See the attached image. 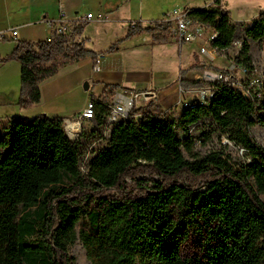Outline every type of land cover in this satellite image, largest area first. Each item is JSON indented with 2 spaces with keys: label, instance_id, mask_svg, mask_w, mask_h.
Segmentation results:
<instances>
[{
  "label": "trees",
  "instance_id": "1",
  "mask_svg": "<svg viewBox=\"0 0 264 264\" xmlns=\"http://www.w3.org/2000/svg\"><path fill=\"white\" fill-rule=\"evenodd\" d=\"M187 11L215 35L211 48L218 54L231 49L236 26L219 0ZM86 25L53 31L47 40L16 42L0 58L20 65V107L38 104L40 83L59 68L91 58L95 69L97 56L119 50L123 39L100 53L87 49ZM141 32L153 45L169 38L168 25L160 21L135 23L125 38ZM245 36L254 42L264 37V12ZM249 50L243 41L232 71L196 61L180 69L182 90L213 89L204 103L186 105L177 123L161 117L160 106L148 99L133 104L104 136L108 106L119 89L105 86L88 130L100 128L97 141L105 146L93 153L87 130L70 139L62 117L11 118L0 134V264H73L69 249L77 241L88 264H264V149L247 134L255 125L264 129V85L250 99L226 83L212 86L195 77L209 68L233 77L240 67L252 72ZM203 120L233 133L227 140L251 160H233L226 146L197 153L189 130ZM86 137L89 158L82 171L87 152L80 151V142ZM192 229L203 234V252L184 257L182 245Z\"/></svg>",
  "mask_w": 264,
  "mask_h": 264
},
{
  "label": "rangeland",
  "instance_id": "2",
  "mask_svg": "<svg viewBox=\"0 0 264 264\" xmlns=\"http://www.w3.org/2000/svg\"><path fill=\"white\" fill-rule=\"evenodd\" d=\"M88 3H86L88 10L90 13L95 14L94 18L89 20V27L83 30V37L89 38V40L86 41L85 47L90 50H105L110 44L117 43L119 40H121L119 47L118 56L120 58H123L125 61V64L131 63L132 61H136L137 59H140L141 56H144V53H148V59L146 62L142 63L139 62V64L144 67L149 72L150 79H147V81H143L141 78L137 79V84L133 86L135 89H148V91H151L150 93L154 94V96L157 98L156 101L161 105L162 108L167 109L165 112L161 111L162 113L160 116H164L171 121L177 123L178 118L180 116V113L184 109L186 105H188L193 99H200L201 101L204 100V95L202 94H190V99L185 102L181 103L180 105H176L171 107L172 103H165L161 104L159 101V95L164 92H168V101L172 98L173 92L176 83V76L178 74L179 69V63L178 60L181 57L177 50H175L176 44L170 40H168V47L169 54L165 57L159 58L158 53H150L149 49H151L150 42H149V36L144 33H137L135 36L125 38V35L127 34V31L130 27H133L135 23H140V26L145 27L144 22L146 25L152 24L153 22L161 21L164 15L169 12V8L161 9L153 0H147L144 3L141 2L142 5L140 7L144 8V17L141 19L139 17V6L136 2L133 4L125 5V3L122 1L118 3L119 11L117 12V19L111 20L109 19L111 16V13H108L107 15H98L96 13V7L98 6L95 1L88 0ZM220 5L222 8L226 10L228 13L231 22L236 26V33H235V39L233 42V45L231 49L224 53L218 54V61L216 64L212 65L217 67L218 69H226L231 70L234 68V57L237 55V53L240 50L241 43L243 41H246L249 44L250 50L249 54L251 56V61L254 67L253 73L250 75V79H259L262 85H264V37L259 42H254L250 39H247L245 36V31L250 28L257 18L258 14L260 12H264V0H219ZM213 4V3H212ZM172 10V9H171ZM159 15V19H156V16ZM112 22V23H110ZM143 22V23H142ZM85 32V33H84ZM203 36L206 37V33H203ZM125 38V39H124ZM187 45V44H186ZM191 45V44H190ZM204 45V43L202 44ZM153 46V45H152ZM207 49H209L208 46H206ZM187 50V49H186ZM185 50H183L184 52ZM183 54V53H182ZM151 58V59H150ZM143 59V58H142ZM144 60V59H143ZM11 60L10 62L12 63ZM18 63L17 61H14ZM78 63V62H76ZM204 63V62H203ZM19 64V63H18ZM129 65V64H128ZM127 65V66H128ZM130 68H139L137 65ZM162 68H166L163 74L161 75ZM141 69V68H139ZM136 71V70H135ZM205 71H214V69H207ZM138 72V71H136ZM204 72V71H203ZM202 72V73H203ZM201 72L198 73V76H201ZM82 77V69L78 67L75 63L68 64L64 67H61L58 69L56 75L53 77L44 80L40 83V87L44 86V89H50L52 87H55L56 85H62L63 82L67 84H72L73 81L77 82L78 88L76 90L70 91L68 96L70 97L71 101L73 103H79V100L81 97L85 96L86 103L89 99H91V95L94 96L92 93L94 92L93 88H90L88 90H84L85 83L90 84L91 86V80H83L80 81V78ZM234 77L236 82H245L246 77H243L241 73L237 70L236 73H234ZM132 86V85H131ZM9 89H15V91H18V100L16 101V109H19V98H20V81H19V75L15 78V83L13 81H8L7 84H0V88H7ZM96 89V87H95ZM137 92L133 90H129V92ZM9 96H5L4 94H0V100L5 99L8 103L7 105L9 107H13V100L14 96L13 93L7 92ZM170 95V96H169ZM116 96H114L111 99V102L109 103L108 108L114 106V100ZM137 105L141 106L145 103L141 102V97H137ZM155 103L156 101L153 100ZM85 103V105H86ZM157 104V103H156ZM2 108V105L0 104V109ZM169 108V109H168ZM164 109V110H165ZM8 111V118L9 120L11 118L15 117H22L25 119H32L39 115H44L43 113H36L37 115H32L28 112H22L17 113L16 111H13V108L7 109ZM3 112V111H0ZM34 112V110H33ZM38 112V111H37ZM40 112V111H39ZM5 114L0 115V126L3 122V120L6 118L4 117ZM46 116V115H45ZM91 121H94L93 119ZM66 124H64V129L66 133L68 134L69 138L74 140V136H70V132L68 131V127H66ZM88 123L87 121H84L81 124L80 129L82 131H85L87 129L93 128L94 124ZM100 128L96 129L92 132H86L88 137L89 145L93 147V152L103 149L105 146V141H97L99 136H101ZM190 133L192 137L196 140L195 144V151L199 154H205L212 151H219L223 149L224 146H226L225 151L226 154H228L233 160L237 162H249L251 160L250 155L243 153L240 154L239 149L233 142H230L227 140V136H231V132H225L221 129L217 128L213 124L210 123L209 120H203L199 122L197 125L190 128ZM248 136L250 139L254 141L258 146H260L262 149H264V129H262L259 125H255L251 127L248 132ZM204 135H207V138L204 137ZM227 135V136H226ZM86 140V141H85ZM83 144L80 142V151L84 152V143H87V137L82 141ZM88 148L85 149V154L87 152ZM3 154V151L0 150V156ZM262 201H264V196H261ZM83 224H78V229L82 227ZM203 234L202 232H197L196 230H190V234L188 235L187 240L182 245V255L184 257H199L203 252ZM69 256L73 258V264H88V261L85 256V251L80 244L79 241H77L73 246L69 249Z\"/></svg>",
  "mask_w": 264,
  "mask_h": 264
},
{
  "label": "crops",
  "instance_id": "3",
  "mask_svg": "<svg viewBox=\"0 0 264 264\" xmlns=\"http://www.w3.org/2000/svg\"><path fill=\"white\" fill-rule=\"evenodd\" d=\"M88 0H0V33H5L7 35V39L0 41V58H5L12 52L16 42L19 41H42L47 40L53 31H55L57 24L56 22L59 20L60 15H63V20L66 23L64 25L66 30H69L75 23L77 22H86V29L89 27V20H85L87 14H92L88 10L86 6ZM97 3L96 13L98 15H107L111 13V17L109 19H117V12L119 11L118 3L124 2L125 5L133 4L136 2L139 6L140 14L139 17L143 19V15L145 14L144 8L140 7L141 2L144 3L147 0H92ZM161 9L169 8H181V9H202L210 6L216 0H153ZM261 13V12H260ZM95 14H92L94 18ZM156 19H159V15L156 16ZM47 21L55 23L52 27H49ZM112 23V22H110ZM143 23V22H142ZM144 26H147L144 22ZM16 29L17 35L15 39L10 38V31ZM211 32L210 30H208ZM85 33V32H84ZM84 35V34H83ZM82 35V38H84ZM169 38L176 44L175 50L181 55L178 60L179 69L178 74L175 80V87L172 90L173 95L172 98L168 101V92L161 93L159 95V101L161 104L172 103L171 107L180 105L181 103H185L190 99V91L182 90L178 84V75L180 69L189 68L194 61L209 65L204 57L199 53V49L201 47V43H195L191 45L179 44L175 41V39L168 33ZM89 40V38H87ZM150 42V39H149ZM113 44V43H112ZM111 45V44H110ZM109 45V46H110ZM150 42L151 49L149 52L158 53L159 58L165 57L169 54L168 41L165 44H156L153 45ZM108 46V47H109ZM107 47V48H108ZM106 48V49H107ZM88 49V48H87ZM105 49V50H106ZM187 49V50H186ZM183 50H185L183 52ZM95 53H100L102 50H92ZM104 51V50H103ZM118 52L97 56V62L95 69H92V60L91 58H86L78 63H75L78 67L82 69V77L80 81L83 80H91V86L88 84V89L93 88L94 94L91 95V99L98 101L101 97L105 86L107 85H117L119 87L118 90L114 92V96H116L114 102L122 101L124 104L128 103L130 100L141 95H148V99H152L156 101V97L154 94L150 93L148 89L139 88L138 90L133 88L137 84V79L141 78L143 81H147L150 79L149 72L145 69V66L142 67L139 62H146L148 59V53H144V56L136 61H132L131 63L125 64L123 58L118 56ZM183 53V54H182ZM144 60H143V59ZM196 58V59H195ZM151 59V58H150ZM204 62V63H203ZM137 65V67L141 68H130ZM163 70L160 72L161 75L165 71L166 68H162ZM138 72H136V71ZM200 73V72H198ZM198 73H195V77L198 76ZM202 73V72H201ZM19 75L20 81V65L14 61L12 63L10 61L1 62L0 63V84H7L8 81H13L15 83L16 76ZM132 85V86H131ZM96 87V89H95ZM136 87V86H135ZM78 88L77 82L73 81L72 84H67L63 82L62 85H56L50 89H44V86L40 87V102L35 105H31L26 108L19 107L17 110L15 105L18 100V91L15 89L0 88V94H4L5 96H9L6 94L7 92L13 93V107H9L5 99L0 100V104L2 108L0 109V115H4L6 117L1 126H0V134L4 133V129L7 128L9 123L8 111L7 109L13 108V111L17 113L28 112L32 115H37L43 113L48 117H62L64 119V124L69 122L78 121L81 113L85 109L86 100L85 96L81 97L79 103H73L68 96L70 91L76 90ZM87 89V90H88ZM129 90L137 91L132 92ZM170 96V95H169ZM147 98L142 100L141 102H146ZM138 101V100H137ZM156 103L160 106V104L156 101ZM136 106L137 102L135 103ZM163 106V105H161ZM160 106V107H161ZM164 107V106H163ZM162 111L165 112L167 109L162 108ZM165 109V110H164ZM169 109V108H168ZM34 110V112H33ZM38 111V112H37ZM40 111V112H39ZM181 114V113H180ZM88 123H92L93 121H87ZM89 130V129H87ZM68 135V134H67Z\"/></svg>",
  "mask_w": 264,
  "mask_h": 264
},
{
  "label": "built area",
  "instance_id": "4",
  "mask_svg": "<svg viewBox=\"0 0 264 264\" xmlns=\"http://www.w3.org/2000/svg\"><path fill=\"white\" fill-rule=\"evenodd\" d=\"M129 1V0H126ZM188 11L187 9H179L175 8L167 12L162 20L160 22L166 23L168 25V33L175 39V41L179 44H195L200 42L201 47L199 49V53L204 57L209 65H214L218 61V52L211 48L210 41L215 38V35L212 33V31L207 28L206 26L200 24V23H194L192 20L189 19ZM92 14H87L84 18L85 20L92 19ZM47 24L49 27H52L55 23L47 21ZM57 27L55 31L57 33H63L65 32L64 25L66 24L63 20V15H60L59 20L56 22ZM134 26V25H133ZM210 30L211 32H209ZM10 38L15 39L17 32L16 29L11 30L10 32ZM203 33H206V37L203 36ZM50 38V37H49ZM48 38V39H49ZM7 39V35L5 33H0V41H3ZM204 43V45H202ZM209 49H207V47ZM233 69L229 70L232 71ZM254 70V69H253ZM238 71L241 73L243 77H246L245 82H236L235 78L233 76L224 75L222 71L216 70V71H204L199 79L203 80L204 82L215 85L216 83H226L230 87L234 88L237 91H240L245 97L252 99L253 93L257 94V97H259V91H261L262 83L259 79H250V75L252 72L247 71L245 68L240 67L238 68ZM212 88L208 89H202V90H189V94H202L204 95V100L201 101L200 99H193L197 100L200 103H204L207 99L212 97ZM142 100L148 99V95H141L140 96ZM136 98V97H135ZM133 98L128 103L124 104L122 101H116L114 102V106L110 107L108 110L107 115L104 119L103 124V131L104 136H108L111 127L117 123L119 120L127 118L128 112L133 104L137 102ZM95 110H96V101L93 99H89L86 103V107L81 113L78 121L75 122H69L66 124V127L70 126H76L79 125V128L81 127V124L84 121H91L94 120L95 117ZM67 131V129H66ZM82 133V130L80 129L79 132L76 130H72V134L70 136H74V139H77ZM92 148V147H91ZM240 151V154L242 155L244 150L241 148H238ZM89 152L84 156L83 161L81 162L80 169L83 171L85 167V163L88 160Z\"/></svg>",
  "mask_w": 264,
  "mask_h": 264
},
{
  "label": "bare ground",
  "instance_id": "5",
  "mask_svg": "<svg viewBox=\"0 0 264 264\" xmlns=\"http://www.w3.org/2000/svg\"><path fill=\"white\" fill-rule=\"evenodd\" d=\"M76 130V131H78L79 132V130H80V128H79V125H76V126H69L68 127V131L70 132V134H72V130Z\"/></svg>",
  "mask_w": 264,
  "mask_h": 264
},
{
  "label": "water",
  "instance_id": "6",
  "mask_svg": "<svg viewBox=\"0 0 264 264\" xmlns=\"http://www.w3.org/2000/svg\"><path fill=\"white\" fill-rule=\"evenodd\" d=\"M87 89H88V84L85 83V85H84V90H87Z\"/></svg>",
  "mask_w": 264,
  "mask_h": 264
}]
</instances>
